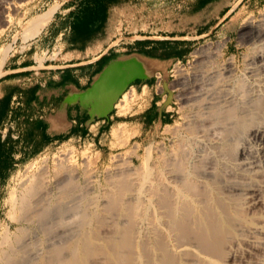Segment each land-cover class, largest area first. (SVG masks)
Instances as JSON below:
<instances>
[{"label":"rangeland","instance_id":"1","mask_svg":"<svg viewBox=\"0 0 264 264\" xmlns=\"http://www.w3.org/2000/svg\"><path fill=\"white\" fill-rule=\"evenodd\" d=\"M23 1L24 0H19V1H17V0H11V1L10 0H1L0 1V3H1L0 4V15L2 14L1 10H4V12L8 13V16L10 19V24L7 25V24L2 22V18L0 16V25H1L0 28L4 29V32L0 36V64H2L6 60V58L8 57V55L11 54V52L18 49L17 48L18 45L24 46V44L28 40H31V39H34L35 37H37L40 34V32L42 31V29L47 25L46 22L48 23L50 21L51 14H53L54 11L58 8V1L57 0H25L24 2ZM8 2L11 3L10 6H9ZM160 2L162 3L163 9L165 11V21L168 23H170L172 21V19H173L172 14L175 12H178V9L180 6L185 7L189 3L188 0H164V1L161 0ZM153 4L158 5V2L157 3L155 2ZM11 5H12V8H11ZM17 5H18V8L15 9L14 6H17ZM3 8H6L7 10L3 9ZM33 18L34 19L36 18V19L34 20ZM41 19H43L44 21L39 23V21ZM2 23H3V25H2ZM4 24H5V26H4ZM33 24L34 25L38 24V25L36 27L32 28L33 29L32 30L31 27L34 26ZM2 26H3V28H2ZM263 27H264V0L262 1L261 7L259 8V10L257 12H255L254 14L249 15L244 20L243 24L240 26L239 30L237 31V33L232 38L229 39V38L225 37V38H221V39H217V40H209V41H206V42L196 46L193 49V51L191 52V55L187 59L186 62L174 64L167 71L162 70L161 72H158L160 70L156 69V67L152 65L153 72L146 79L147 80L150 79L153 81V88H152L153 91H155L157 94L163 93V96H165V101L162 105L160 104L159 106L164 107V109L167 108L169 113H170L169 115H171L172 117L169 121H166L164 124H162L160 126V128H158L157 133L150 139V141L141 142L138 139H133V137L135 136L136 133H131L127 130L125 125H120L119 128L115 129L112 132L113 140H112V144H111L109 149H106L104 147H99L91 141H81V142L76 143V144L64 143V144L56 146L53 150H51L49 152L40 154L38 157H36L32 160L23 161V163L19 166L17 163V166L10 170L11 174L1 177V180H0V236L3 233V229L4 228L6 229L8 226H10V218L9 217H10L11 205H9L10 204L9 197L11 198L12 196H14V194L17 195L18 193H20L23 184L26 183L25 181H28L32 177L33 178H38L39 176L41 177L40 174H42L44 169H46L49 173V176H50V181H49V185H48L49 189H50V187H54L55 183L57 184V183H59L60 180H63L62 178L66 177L67 176L66 174H69L70 177L73 176L72 180H74L76 187L78 189H81L80 193H82V194L86 193L87 198H89V199L94 198L95 194L93 195L92 193L94 191L96 192V190H97V194H98L96 196V199L98 198L97 199L98 200L97 206H99V205L104 206V204H105L104 207L101 208V206H99L100 208L97 207L95 213L90 214L93 217L91 218V216H90V218H91L90 226L91 227H89V232L91 233V235H93L92 236L93 239L96 240V242L94 241V243H96L95 247L97 246L96 247L97 250L100 247L99 245H97L99 239H102L104 237H108L109 235L110 236L113 235V230H112V223H113V224H119L121 227L123 226V227H127V228H134V231L138 233L139 237H140V234L144 235L145 232L149 231V229L151 230L150 232H153V235L158 233V234H156L157 236L155 235L154 237H155V240L157 242L160 240L159 241L160 243L158 242L157 244L164 247V252H163L164 254L162 253L164 255V257L162 254H159V252L157 254H158V256L161 255V257H163V259L165 258V260H167V261L170 260L171 264H174V263L175 264H181V263H183V264H216V263L217 264H263V262H264L263 261L264 260V255H263L264 254V232L262 231V228L264 227V222H261V219L262 220L264 219V200H263L264 199V184L262 185V183H258L257 182L258 179H252V180H247V182H245V180H244L242 184H241L242 181L238 182V180H234V181H231V184L229 182L228 183L229 185L226 186V184L224 182H221L219 179L216 178V179H214V183L211 185L212 186V188H211L209 182H207L208 183L207 184L206 180L203 181V180H199V178H197L198 176L201 175V173L204 174V171H203L204 169L206 171V169L209 168V166H210L209 164H207V162H208L209 155L211 156L212 152H213L212 146L210 147L211 141L213 138L211 137L212 135L210 132H204V133H201L200 135L198 134L197 136H199V138L197 139L193 135V134H195L194 131H196V130H193V128L195 129L196 127H200V126H202L203 128L207 127L211 118H212V111L213 110L208 109V107L206 106V101H197V102L187 103L183 99L184 96L182 95V90L184 87H190L191 85L196 86L197 84L200 85V83L201 84H209V80H207V77L204 74V72L208 71L210 69H215V70L221 69V68L225 67V64L227 66V63H229L232 58H236L237 61H239L241 63V68H242L243 59L245 57L249 56V54H251V51H250L251 48L249 47L250 39L252 38V36L259 34L262 31ZM29 29H31V31H29ZM34 30H36V31H34ZM32 33L35 35H33ZM27 35H28V37H26ZM217 49H218V51H217ZM199 53L202 55H200ZM240 73L241 72L235 71V74H237L235 81L237 79H238L237 81H239V79L241 78L242 74H240ZM157 74H160L162 77V80L160 83L157 82L158 81L156 79ZM217 79L218 78H215V77L213 80L210 79L211 80L210 84L212 82H215ZM135 82H136V79L133 81H131V80L126 81V83H125L126 85L124 84L125 86L122 87L121 91L119 92L121 95H120L119 100H118L117 108L119 109L120 115H127L131 110V106L136 102L137 95L134 92V90L132 89L130 92H128L131 85H133ZM210 87L211 86H204V88H202L200 90H196V92H195V94H193V96H196L199 93L205 92V90L210 89ZM198 102L200 103V106H198V104H199ZM203 109H205V110H203ZM197 111L199 113L198 115H197ZM200 113L204 114V116L201 115ZM199 115H201V116H199ZM208 115H210V116L208 117ZM206 119H208V122L206 121ZM205 121L208 124L205 123ZM191 124H192V126H190ZM261 124H264V122H261ZM188 128H190V130ZM188 130L190 131V133ZM191 130H192V133H191ZM205 134L207 135V137ZM246 135H247V137H246ZM191 136H194V137H191ZM203 136L206 138L205 139L206 141L204 140ZM239 137L241 140H239L237 137V139L234 142H236L239 146L250 147V143H249V139H248L249 138L248 133L247 134L241 133V134H239ZM191 138H192V140H191ZM208 138H210V139H208ZM195 139L197 140V143H195L196 142ZM198 140H199V142H198ZM201 140H202V142H200ZM209 141H210V143H209ZM192 142H193V144H192ZM207 143H209V145ZM205 144H207V147H205L206 146ZM237 144H235V145H237ZM182 145L183 146L185 145L184 148L185 147L186 148L185 149L182 148V150H181L180 147H182ZM202 146H203V148H202ZM197 147H198V149H197ZM199 149H203L205 151H202ZM196 150L197 151L199 150L198 151L199 153ZM209 150H210V153L208 152ZM232 150L230 149V152L232 151L231 153L227 152L226 158H229V163L234 164V163H236V161L238 159V156H237L238 153H237L236 149H232ZM180 153H182V154L184 153V155L187 154L186 155L187 159H186V157H183V160L181 161V159H182L181 155L182 154L180 155ZM192 153H194V156H196V157H194V159H192L193 158ZM202 153H206V154H204V160H203ZM62 155H65V156H62ZM198 155H200V157L202 156V158L199 159L200 160L199 162H197L198 161L197 157L199 158ZM205 155H206V157H208V158H206L207 160L205 159ZM66 156L68 158H71L70 162H66V160H65V159H67V158H65ZM162 157H164V158H162ZM169 157H171V159ZM178 157H180V159ZM62 158L68 164H66L63 160H61ZM176 158H178V161L179 160L181 161L182 166H180L181 163L178 162ZM184 158L186 160H184ZM201 159L203 162H205V165L201 161ZM56 160L58 161V164H57ZM144 160H146V161H144ZM187 161H189V162H187ZM74 162H76V163H74ZM172 162H174V163H172ZM184 162H185V164H184ZM175 163H180V165L176 164V166H175ZM187 163H189V164H187ZM194 164H196L197 167ZM200 164H202V165L200 166ZM61 165H63V167ZM71 165H73V166H71ZM186 165H188V166H186ZM191 165L193 166V168H191ZM64 166H65V168L66 167L67 168L64 169ZM177 166H179V168H176ZM194 166L196 167L195 171L193 170L195 168ZM198 166L200 168H202V169L204 168V169L202 170V169L198 168ZM61 167L63 168V170L60 169ZM68 167H69V169H68ZM56 168H58L59 170ZM173 168H174L175 172L177 171L176 173L173 171ZM184 168L185 169L188 168L189 170L187 169L188 170L187 171ZM238 168L237 167L235 168V167H233V165L232 166L230 165V167L226 168L227 169L226 172H230V173H231V171L235 172V171H237ZM67 169L69 170V173H68V171H66ZM80 169H82V171L85 169L84 171L86 173L83 172L84 173L83 174ZM182 169H184L185 172ZM165 170L166 171L168 170V172H165ZM228 170H230V171H228ZM55 171H56V173H55ZM181 171H183V172L181 173ZM169 172H171V173H169ZM179 172H180V174H179ZM187 173H189L190 176L191 175H194V176H191L189 178V175ZM182 174H186L188 176V177L184 176V180H186V178H187V185L189 184V182L190 183L193 182V185L190 184L189 190L187 189V187H185L188 190L187 191L188 194L189 193L192 194L189 196V199H187L185 201H181L184 203L183 205L181 202H179L177 204L176 212H178L179 208L182 211L185 210L183 213H182V211L179 210V213H182V214H184L187 210V212H186L187 214L185 213L186 215L184 214V216H182V217H178L179 215L181 216L182 214L176 213V216L178 219L176 221L175 229L177 228V224L179 226L180 225L182 226V227H178V228H180V230L179 229L176 230L177 243H179V245H182V244H184V245L187 244L189 246L192 245L191 251L196 252V254L190 252V250H189L190 254L188 252H187L188 254L186 252H183V253L179 252L178 253L179 250H176L177 248L173 247V244L171 243V241L167 240V238H166L167 236H165L167 233L164 232L165 233V235H164L163 230L161 231V227H160V225H158V223L162 219L166 220L167 217H169L168 215H171L173 213L174 204L172 201V197L169 194L170 191L165 189L166 185H167V181L168 180L170 181L171 180L170 177L174 176V177H176V179H174V181H176V183H178V184L183 183L184 184V183H186V181L180 179V178H183L181 176ZM243 174L247 175V177H249V175L247 173H243ZM168 175L169 176L171 175V176L169 177ZM53 179H55V180H53ZM188 179H189V181H188ZM190 179H191V181H190ZM192 180H194V181H192ZM89 181H90V183H89ZM123 181L124 182L126 181L125 182V183H127L126 186H125V184H123L124 183ZM52 182H53V184H52ZM96 182L99 185H97ZM234 183H236V185L237 184L238 185L236 186ZM84 184H86L88 187ZM191 185L195 188L196 192L194 191V189L191 191V189H190ZM198 185H199V187H197ZM221 185H224V186H221ZM83 186H86V187H83ZM112 186L115 188H113ZM154 186H156L157 188L156 187L154 188ZM208 186H210V187L208 188ZM134 187H136V188H134ZM149 187L151 188L150 191H152V189H154L152 191L153 193H151V192L149 193ZM83 188H85V189L87 188L89 190H87V189L84 190ZM90 189L93 190V192ZM128 189L132 191V192L130 191L131 193L134 192L133 195L129 194ZM202 189L205 191H209V192H205ZM219 189L220 190L222 189L220 194H223V196L226 195V196H224L225 199H224V197L219 195ZM17 190H19V191H17ZM113 190H115V191H113ZM116 190H118V192ZM123 190H125V191H123ZM14 191H16V192H14ZM83 191H86V192H83ZM89 191L92 193H90ZM101 191L103 192V194L101 193ZM110 191H111L112 195L109 194L110 195V197H109L106 193L107 192L110 193ZM146 191H148V192H146ZM199 191L202 192V195L203 194L205 195V198H203L204 196H202L201 194H199V196H197L198 193H200ZM148 193H149V195H148ZM209 193H211V194H209ZM212 193H213V195L214 194L215 195L213 196ZM249 193L251 195L255 193L256 195H259V197L261 196L259 199V202L257 200V202L255 204H253L254 202L251 201V199L249 198V196H250ZM86 194L83 196H86ZM194 194H195V196H194ZM100 195L105 196V197H101ZM116 195H119V197H121V198L114 197ZM121 195H123V197ZM134 195H135V197H134ZM211 195H212V197H211ZM217 195H219V196H217ZM76 196L78 197L79 195H76ZM143 196H144V198H143ZM156 196H158V197H156ZM166 196H167V199H166ZM72 197L74 198L73 201L71 200V203L68 202L69 208H72L73 204H75L72 202L77 203V201H76L77 197H75L74 194L72 195ZM199 197H200V199H199ZM108 198H110L111 200ZM112 198H114V200H115V198H117L114 201L115 203L112 204V206L114 205L113 206L114 208L109 206V205H111L110 202L113 201ZM149 198H151V199H149ZM209 198H211V199H209ZM213 198H214V200H212ZM244 198H246V199H244ZM118 199L119 200L121 199V200L119 201ZM197 199L200 200L201 202L198 201ZM206 199L209 201H207ZM257 199H258V197H257ZM107 200H109L110 202L108 201L109 203H107L106 202ZM217 200H218V203L220 205L217 204V202H215ZM117 201H119V202H117ZM164 201H165V204H164ZM186 201L190 202L189 205H188V203H186ZM204 201L207 202V203H205V205L203 204ZM223 201H224L225 206L222 205V207L226 208V209L224 208L225 213H223L224 211L220 212V210H223L221 207V204L223 203ZM156 202H159L158 203L159 205ZM169 202L170 203L172 202L171 203L172 205H170ZM197 202H198V204H197ZM7 203H9V204H7ZM161 203H163V204H161ZM192 203L193 204L195 203V205H193ZM230 203H231V205H230ZM234 203H237V204H234ZM245 203H247V204H245ZM248 203H249V205H248ZM106 204H107V206H106ZM250 204H251V206H250ZM260 204L263 206H261ZM70 205H72V206H70ZM115 205H118L119 209H118V206H116L117 207V209H116ZM206 205H207L208 210H205V209H207L205 207ZM132 206H133V208H131ZM183 206H185V207H183ZM190 206L193 209H191ZM128 207L131 208V210H129ZM158 207L161 208V211L158 210ZM215 207L217 208L216 211H215ZM231 207H233V208H231ZM103 208H106V209H103ZM154 208H156V209H154ZM199 208H202V210H205L207 212L208 216L205 215V213H206L205 211H202V210L200 211ZM212 208H214V209L212 210ZM229 208L233 209V210H230ZM113 209L118 210V213H116L117 211L116 210L114 211ZM133 209L135 210V212L132 211ZM262 209H263V212H262ZM105 210H108V211L112 210L113 215H112V212L109 211L111 213V214H109L107 211L105 212ZM189 210H191L190 213H189ZM127 211H128V214H127ZM130 211L133 212V214L130 213ZM253 211L256 214L250 213ZM101 212H102V214H101ZM162 212L165 213L166 215L165 214L163 215ZM199 212H201L202 214ZM213 212H215V214L217 216ZM231 212H232V214L234 213L233 216L232 215L230 216ZM155 213H156V215H155ZM241 214H243V216ZM109 215L110 216L112 215V216L109 217ZM116 215H118V216H116ZM120 215H123V216H120ZM148 215H149V217H148ZM162 215H163V217H162ZM94 216H97V217L94 218ZM130 216H132V218ZM164 216H165V218H164ZM190 216H191V218H190ZM196 216H197V218H196ZM253 216H254V218H253ZM160 217H161V220L158 221V218H160ZM186 217L190 218L191 220L190 219L188 220V218H186ZM193 217H195L194 220H192ZM217 217L221 218V221L219 218H218L219 219L218 220ZM226 217H228V218H226ZM229 217H231L230 220H229ZM239 217L241 220L239 219ZM97 218H98V220H97ZM100 218H101V220L104 218L102 220L103 222L100 220ZM136 218H138V219H136ZM204 218H206V219H204ZM214 218H215V221H214ZM132 219H133V221H132ZM196 219L198 222H196ZM225 219L226 220L228 219L227 222H225ZM237 219L240 221H238ZM251 219H253V220H251ZM206 220H209V221L206 222ZM217 220L220 223H218ZM231 220H232V222L230 223ZM201 221L203 223L202 226H201L202 223H200ZM221 222L224 223L223 228L225 227L224 231L225 230L226 231L225 232H223V231H216L215 232V230H217V229L220 230V227L222 226ZM131 223H132V225H131ZM228 223H230V225ZM93 224H96V225H93ZM140 224H142V225H140ZM143 224H144V226H143ZM211 224H213V225L219 224L218 225L219 228L216 225H214L215 228L212 225V227H213L212 228V227H210ZM190 226H192V227H190ZM261 226H263V227H261ZM185 227H189V228H185ZM233 227H234V229H233ZM90 228H93V229H90ZM198 228H199V231L201 233L198 232ZM223 228L221 227V230ZM226 228H229L230 231L227 230ZM136 229H138V230L136 231ZM258 229H259V231H258ZM142 230L143 231L147 230V231L142 232ZM158 230H160V232ZM182 230H183V232L185 231V233H182ZM207 230H208L209 234L206 232ZM154 231H156V233ZM202 232H204V234ZM216 233L220 234V235L218 234L220 236V237L218 236L220 238V241L218 240L219 238H217L215 236ZM225 233H226V235H224ZM229 233H230L231 237H230ZM200 234H203V235H200ZM205 234H207V235L205 236ZM98 235H100V236H98ZM158 235H159L160 239L158 238ZM195 235H197V238ZM210 235H211L212 239L213 238L216 239V241L213 239L215 242L212 241V239L210 237L209 238L207 237ZM162 236H163V238H162ZM200 236L202 238L204 237L203 240ZM212 236H215V237H212ZM223 236H227V237H223ZM232 236H234V237H232ZM95 237H97V239ZM69 238H71V237H69ZM164 238L166 240H163ZM64 239L62 241H60V243L66 241L68 238L65 240ZM192 239H194V240H192ZM164 241H166V243ZM204 241H206V242H204ZM210 241L212 242V245H211ZM217 241H218V243H216ZM223 242L225 244H223ZM204 243L205 244L210 243V244L205 247ZM170 244H171V246H170ZM202 244H203V246H202ZM213 244L215 245L216 248H214ZM56 245H58L57 242H56ZM211 247H213V248H211ZM100 250H101V247H100ZM135 250L136 249H134V251H132L133 256H136V257H133L134 263H135V260H137L135 264H137V263L140 264L141 263L140 255L137 252V250L136 251ZM173 250H174V252H176V254L178 253V255H176V254L174 255L175 257L173 256V254H174ZM197 252L200 255H197ZM193 254H194V256H193ZM179 255H182V256H179ZM178 256L181 257V259ZM206 256L208 257L207 258L208 260L213 258L215 260L214 261L215 263H212L213 260L209 262L206 259ZM92 257L90 256V258L88 259V264H102L103 259H102L101 255H99V254L96 256L92 255ZM150 257H151V253H150ZM135 258H137V259H135ZM204 258L206 259V261L203 260ZM139 261H140V263H139ZM195 261H197V263ZM261 261H263V262H261ZM189 262H191V263H189Z\"/></svg>","mask_w":264,"mask_h":264},{"label":"crops","instance_id":"2","mask_svg":"<svg viewBox=\"0 0 264 264\" xmlns=\"http://www.w3.org/2000/svg\"><path fill=\"white\" fill-rule=\"evenodd\" d=\"M57 1L40 34L0 64V180L64 143L109 149L120 125L150 141L172 117L159 106L165 96L138 77L128 91L136 102L120 115L116 80L140 67L144 77L152 65L167 71L196 46L232 38L263 0H188L170 23L161 0Z\"/></svg>","mask_w":264,"mask_h":264},{"label":"bare ground","instance_id":"3","mask_svg":"<svg viewBox=\"0 0 264 264\" xmlns=\"http://www.w3.org/2000/svg\"><path fill=\"white\" fill-rule=\"evenodd\" d=\"M1 1V0H0ZM11 1V0H10ZM19 1V0H17ZM25 1V0H24ZM23 1V2H24ZM3 3V2H2ZM5 3V2H4ZM1 4V3H0ZM6 4V3H5ZM4 4V5H5ZM9 6L11 3H9ZM3 5V6H4ZM7 7V6H6ZM12 8V5H11ZM14 8H18L17 6H14ZM6 9V8H3ZM10 9V8H9ZM7 10V9H6ZM5 10V11H6ZM2 14L0 15L2 18V22L5 24H10V19L8 16L7 12H4V10H1ZM43 15V14H42ZM12 16V15H11ZM52 16V14H51ZM20 17V16H19ZM50 18V17H49ZM34 19V18H33ZM36 19V18H35ZM34 19V20H35ZM48 20V19H47ZM42 21H44L43 19H41L39 21V23H41ZM46 21V20H45ZM17 22V21H16ZM36 22V21H35ZM2 23V25H3ZM38 23V24H39ZM4 24V26H5ZM38 24L34 25L31 27L34 28L36 27ZM45 24V23H44ZM43 24V25H44ZM47 24V22H46ZM6 25V26H7ZM1 26V25H0ZM40 26V25H39ZM42 26V25H41ZM3 28V26H2ZM5 28V27H4ZM30 28V27H29ZM38 28V27H37ZM31 29H29V31H31ZM33 30V29H32ZM38 30V29H37ZM36 31V30H34ZM33 31V32H34ZM4 32V29L0 28V36L1 34ZM30 33V32H29ZM258 33V32H257ZM33 34V33H32ZM35 35V34H33ZM32 36V35H31ZM28 37V35L26 36ZM30 37V36H29ZM31 38V37H30ZM249 47L251 48V54H249V56L245 57L242 61V68H241V63L239 61H237L236 58H232L230 60L229 63H227V66L225 64V67L221 68V69H210L208 71H205L204 74L207 77V80H209V84H201L200 85H196V86H190V87H182V95L184 96V100L187 103L190 102H197V101H206V106L208 107V109H212V118L209 122L208 119H206L205 123L208 124L207 127H196L195 129L193 128L195 134H193L195 136V138H199V136H197L198 134L200 135L201 133L204 132H210L211 133V137L213 138L211 141V145L213 152L212 155H209V158L206 157L205 155V159L208 158V162L207 164H209V168L203 170L202 168H200L198 166V168L202 169L204 171V174L201 173L200 176H198L197 178H199V180H206V183L209 182L210 186L214 183V179H219L221 182H224L227 185H229L228 183L234 180H238L242 181L241 184L243 183V181L245 180V182H247V180H252V179H258L257 182L258 183H262V185L264 184V124H261V122H264V27L262 29V31L255 35L252 36V38L250 39V45ZM7 51V50H6ZM218 51V49H217ZM220 51V50H219ZM5 53V52H4ZM200 54V53H199ZM202 55V54H200ZM209 57V56H208ZM207 57V58H208ZM210 58V57H209ZM235 71L237 72H241V78L239 79V81H235L236 75ZM215 78H218L215 82H211V80H213ZM240 77V76H239ZM209 78V79H208ZM238 78V77H237ZM211 79V80H210ZM208 82V81H207ZM195 85V84H194ZM204 86H211L210 89L205 90V92L203 93H199L196 96H193V94H195L196 90H200L202 88H204ZM197 94V93H196ZM129 96V95H128ZM130 97V96H129ZM199 103V102H198ZM193 106V105H192ZM198 106H200V103L198 104ZM197 106V107H198ZM195 108V107H194ZM198 109V108H197ZM206 109V108H205ZM203 109V110H205ZM201 112V111H200ZM198 111H197V115H198ZM201 114V113H200ZM196 115V116H197ZM204 116V114H201ZM199 115V116H201ZM202 116V117H203ZM210 115H208L209 117ZM207 118V117H206ZM198 119V118H197ZM201 119V118H200ZM192 126V124L190 125ZM194 126V125H193ZM185 128V127H184ZM190 130V128H188ZM188 130V131H189ZM187 132V131H186ZM193 132V133H194ZM247 134L249 136V143H250V147H244V146H239L236 142H234L237 137L239 140V134ZM190 133V131H189ZM192 133V130H191ZM188 134V133H187ZM189 135V134H188ZM206 135V134H205ZM204 135V136H205ZM191 136V137H194ZM203 136V137H204ZM241 136V135H240ZM201 137V136H200ZM207 137V135H206ZM210 137V136H209ZM210 137V138H211ZM243 137V136H242ZM247 137V135H246ZM208 138V139H210ZM206 138L204 137V140ZM190 140V139H189ZM192 140V138H191ZM196 141V142H195ZM195 143H197V140L195 139ZM206 141V140H205ZM190 142V141H189ZM199 142V140H198ZM202 142V140L200 141ZM204 142V141H203ZM181 143V142H180ZM210 143V141H209ZM209 143H207L209 145ZM183 144V143H182ZM193 144V142H192ZM203 144V143H202ZM207 144H205L207 147ZM237 144V145H235ZM186 145V144H185ZM184 145V146H185ZM200 145V144H199ZM198 145V146H199ZM204 145V144H203ZM184 146L182 145V148H184ZM188 146V145H187ZM197 146V145H196ZM200 147V146H199ZM175 148V147H174ZM186 148V147H185ZM184 148V149H185ZM203 148V146H202ZM178 149V148H177ZM198 149V147H197ZM230 149H236L237 153H238V159L236 161V163H229V158H226L227 156V152H230ZM179 150V149H178ZM180 150V151H181ZM202 151H205L203 149H199ZM198 150V151H199ZM211 150V149H210ZM210 150L208 151L210 153ZM184 151V150H183ZM197 151V150H196ZM195 151V152H196ZM197 151V152H198ZM212 151V150H211ZM233 151V150H232ZM231 151V152H232ZM185 152V151H184ZM230 152V153H231ZM178 153V152H177ZM199 153V152H198ZM74 154V153H73ZM182 153H180L181 155ZM193 154V158L196 157ZM197 154V153H196ZM204 154L206 153H202L203 156V160H204ZM68 155V154H67ZM75 155V154H74ZM145 155V154H144ZM187 155V154H186ZM186 155H184V153L181 155L183 160V157H186ZM189 155V154H188ZM201 155V154H200ZM199 158L197 157V162H199L200 158H202V156ZM230 155V154H229ZM65 156V155H62ZM172 156V155H171ZM180 156V157H181ZM147 157V156H146ZM180 157H178L180 159ZM67 159L66 162H70L71 158H68L67 156L65 157ZM164 158V157H162ZM171 159V157H169ZM173 158V157H172ZM178 158L177 161H178ZM60 159V158H59ZM76 159V158H75ZM145 159V158H144ZM187 159V157H186ZM184 158V160H186ZM189 159V158H188ZM63 160V158L61 159ZM207 160V159H206ZM60 161V160H59ZM64 161V160H63ZM146 161V160H144ZM181 161L179 160L178 162L181 163ZM202 161V159H201ZM234 161V160H233ZM57 164L58 161L56 160ZM61 162V161H60ZM65 162V161H64ZM63 162V163H64ZM65 162V163H66ZM189 162V161H187ZM203 162V161H202ZM62 163V164H63ZM76 163V162H74ZM88 163V162H87ZM174 163V162H172ZM180 163H175L177 165H180ZM193 163V162H192ZM205 165V162H203ZM68 164V163H66ZM71 164V163H70ZM185 164V162H184ZM189 164V163H187ZM199 164V163H198ZM46 165V164H45ZM55 165V164H54ZM196 167L197 165L194 164ZM202 164H200L201 166ZM203 165V166H204ZM230 165L233 167H239L237 169V171H231L230 172H226V168L230 167ZM63 167V165H61ZM66 166V165H65ZM64 166V169H66ZM73 166V165H71ZM77 166V165H76ZM90 166V165H89ZM171 166V165H170ZM182 166V163L181 165ZM188 166V165H186ZM194 166V167H195ZM56 167V166H55ZM60 168L61 170H63V168ZM87 167V166H86ZM172 167V166H171ZM196 167L193 169L194 171L196 170ZM226 167V168H225ZM45 168V167H44ZM176 168H179V166H177ZM189 168V167H188ZM187 168V169H188ZM191 168H193V166L191 165ZM190 168V169H191ZM54 169V168H53ZM58 169V168H56ZM69 169V167H68ZM68 171L69 173V170ZM72 169V168H71ZM83 169V168H82ZM82 169H80L82 171ZM88 169V168H87ZM168 169V168H167ZM172 169V168H171ZM181 169V168H180ZM185 169V168H184ZM182 169L184 172L187 169ZM218 169V170H217ZM231 169V168H230ZM59 170V169H58ZM85 170V169H84ZM82 171L85 172V171ZM89 170V169H88ZM164 170V169H163ZM169 170V169H168ZM168 170L165 172H168ZM189 170V169H188ZM187 170V171H188ZM234 170V169H233ZM172 171V170H171ZM173 171L175 172L174 168ZM180 171V170H179ZM181 171V173L183 172ZM186 171V172H187ZM200 171V170H199ZM230 171V170H228ZM91 172V171H90ZM177 172V171H176ZM175 172V173H176ZM192 172V171H191ZM27 173V172H26ZM56 173V171H55ZM54 173V174H55ZM58 173V172H57ZM86 173V172H85ZM88 173V172H87ZM161 173V172H160ZM171 173V172H169ZM243 173H247L249 175V177H247V175H244ZM59 174V173H58ZM84 174V173H83ZM89 174V173H88ZM167 174V173H166ZM180 174V172H179ZM189 175V173H187ZM41 177L39 176L38 178H31L28 181H25L26 183L23 184L22 189L20 191V193H18L17 195L14 194V196H12L10 199V204L11 205V209H10V226H8L6 229H3V233L0 236V264H88V259L90 258V256L92 257V255H101L103 262L102 264H135L137 260H135L134 263V258L136 256H133L132 251H134V249L137 250V252L140 255L141 258V263L139 261L140 264H171L170 260H165L164 257V247L161 245H158L157 243L160 241H156L155 240V235L158 234L156 233V231H154L156 234L153 235V232H150L151 230L149 229L148 232H145L142 230V232H145V234H140V237L138 236V233L134 231V228H127V227H121L119 224H113L112 223V230H113V235H109L108 237H104L102 239L98 240V244L101 247H99V251L96 249L94 241L96 242L95 239H93V235H91V233L89 232V227L90 223H91V218L93 216H91L90 214H93L96 212L97 207L100 208L99 206L104 207L102 205L97 206V199L96 196L97 194V190L96 192L93 190H91L93 195L95 194V199L94 198H87V194L86 196H83L85 194L80 193L81 189H78L76 187V184L74 183V180H72L73 176L70 177L69 174H66L67 176L62 178L63 180H60L59 183H55L54 187H48L49 185V181H50V176L49 173L46 169H44V171L42 172V174H40ZM56 175V174H55ZM81 175V174H80ZM162 175V174H161ZM204 175V176H203ZM23 176V175H22ZM53 176V175H52ZM64 176V175H63ZM62 176V177H63ZM82 176V175H81ZM133 176V175H132ZM160 176V175H159ZM165 176V175H164ZM169 176V175H168ZM171 176V175H170ZM169 176V177H170ZM177 176V175H176ZM183 178H180L182 180H184V176H187L186 174H182L181 175ZM194 176V175H191ZM189 175V178L191 177ZM24 177V176H23ZM29 177V176H28ZM36 177V176H35ZM83 177V176H82ZM81 177V178H82ZM92 177V176H91ZM188 177V176H187ZM206 177V178H205ZM78 178V177H77ZM85 178V177H84ZM171 180L167 181V185L166 188L167 190L170 191V195L172 197V201H173V213L171 215H168L169 217H167L166 220L162 219L161 217L158 218V221L161 220L158 225H160L161 227V231L163 230V234L165 235V233H167L165 236H167V240H170L171 243L173 244V247L177 248L176 250H179L178 253H183V252H188L190 254L191 249H192V245H179V243H177V237H176V230L180 228L178 227H182L181 225L179 226L177 224V228L175 229V225H176V221H177V216L176 213H179V210L182 211L180 208L178 210V212H176L177 209V204L181 201H185L187 199H189V196L192 194H188V190H189V186L190 184L193 185V182H189V184L187 185V178L186 183H182V184H178L176 183V181H174V179H176V177H170ZM196 178V177H195ZM57 179V178H56ZM83 179V178H82ZM178 179V178H177ZM55 180V179H53ZM52 180V181H53ZM195 180V179H194ZM192 180V181H194ZM57 181V180H56ZM137 181V180H136ZM141 181V180H140ZM189 181V179H188ZM191 181V179H190ZM118 182V181H117ZM116 182V183H117ZM124 182V181H123ZM126 182V181H125ZM123 183L126 184L127 183ZM129 182V181H128ZM145 182V181H144ZM237 182V181H236ZM79 183V182H78ZM90 183V181H89ZM97 183V182H96ZM195 183V182H194ZM200 183V182H199ZM216 183V182H215ZM223 183V184H224ZM51 184V183H50ZM53 184V182H52ZM82 184V183H81ZM92 184V183H91ZM90 184V185H91ZM119 184V183H118ZM143 184V183H142ZM208 184V183H207ZM236 185V183H234ZM249 184V183H248ZM19 185V184H18ZM86 185V184H84ZM97 185H99L97 183ZM117 185V184H116ZM137 185V184H136ZM150 185V184H149ZM158 185V184H157ZM191 185L190 189L191 191L195 188ZM203 185V184H202ZM238 185V184H237ZM236 185V186H237ZM51 186V185H50ZM87 186V185H86ZM83 186V187H86ZM119 186V185H118ZM208 186V188L210 187ZM219 186V185H218ZM224 186V185H221ZM225 186V187H226ZM234 186V185H233ZM88 187V186H87ZM113 187V186H112ZM122 187V186H121ZM140 187V186H139ZM156 186H154L155 188ZM187 187V189L185 188ZM199 187V185L197 186ZM220 187V186H219ZM93 188V187H92ZM102 188V187H101ZM115 188V187H113ZM136 188V187H134ZM157 188V187H156ZM162 188V187H161ZM163 188V189H164ZM212 188V186H211ZM84 190H86L85 188H83ZM98 189V188H97ZM108 189V188H107ZM164 189V190H165ZM199 189V188H198ZM89 190V189H87ZM151 188L149 187V193H153L152 191L154 189H152V191H150ZM197 190V189H196ZM201 190V189H200ZM203 190V189H202ZM207 190V189H206ZM216 190V189H215ZM222 190V189H221ZM221 190L219 189V195H221L222 197L226 196L223 194H220ZM19 191V190H17ZM104 191V190H103ZM115 191V190H113ZM118 192V190H116ZM125 191V190H123ZM129 194L132 191L129 190ZM131 191V192H130ZM205 191V190H203ZM217 191V190H216ZM227 191V190H226ZM16 192V191H14ZM86 192V191H83ZM88 192V191H87ZM148 192V191H146ZM190 192V191H189ZM196 192V191H195ZM194 192V193H195ZM200 192V191H199ZM205 192H209V191H205ZM204 192V193H205ZM101 193L103 194V192L101 191ZM105 193V192H104ZM115 193V192H114ZM121 193V192H120ZM119 193V194H120ZM148 193V195H149ZM217 193V192H216ZM230 193V192H229ZM232 193V192H231ZM74 194L75 197H77L76 195H79L77 197V203L76 202H72L75 203L73 204L72 208L68 207V202L71 203V200L73 201V197L72 195ZM82 194V195H81ZM109 197L110 195H112L111 191L110 193L107 192L106 193ZM110 194V195H109ZM123 194V193H122ZM126 194V193H125ZM155 194V193H154ZM165 194V193H164ZM167 194V193H166ZM196 194V193H195ZM194 194V196H195ZM199 194L202 195V192L198 193L197 196H199ZM206 194V193H205ZM211 194V193H209ZM250 194V193H249ZM153 195V194H152ZM156 195V194H155ZM161 195V194H160ZM213 195V193H212ZM211 195V197H212ZM215 195V194H214ZM213 195V196H214ZM217 195V196H219ZM261 195V194H260ZM101 196V195H100ZM123 197V195H121ZM154 196V195H153ZM159 196V195H158ZM156 196V197H158ZM202 196H204L203 198H205V195L203 194ZM216 196V197H217ZM91 197V196H90ZM101 197H105V196H101ZM107 197V196H106ZM114 197H119V195H116ZM135 197V195H134ZM193 197V196H192ZM191 197V198H192ZM230 197V196H229ZM236 197V196H235ZM245 197V196H244ZM248 197V196H247ZM246 197V198H247ZM258 197V199H257ZM261 197V196H260ZM259 195L254 194H250L249 198L251 199V201H253L255 204L259 199H260ZM144 198V196H143ZM148 198V197H147ZM153 198V197H152ZM208 198V197H207ZM215 198V197H214ZM214 198L212 200H214ZM219 198V197H218ZM221 198V197H220ZM244 198V199H246ZM107 199V198H106ZM110 199V198H108ZM113 201L110 202L109 200H107L106 202L109 203L111 205L112 208H114L112 206V204H114L115 200L117 198H112ZM139 199V198H138ZM151 199V198H149ZM159 199V198H158ZM167 199V196H166ZM200 199V197H199ZM202 199V198H201ZM211 199V198H209ZM216 199V198H215ZM225 199V197H224ZM227 199V198H226ZM230 199V198H229ZM111 200V199H110ZM119 200V199H118ZM121 200V199H120ZM119 200V201H120ZM128 200V199H127ZM171 200V199H170ZM191 200V199H190ZM198 200V199H197ZM196 200V201H197ZM203 200V199H202ZM207 200V199H206ZM220 200V199H219ZM237 200V199H236ZM264 200V199H263ZM75 201V200H74ZM109 201V202H108ZM117 201V202H119ZM131 201V200H130ZM161 201V200H160ZM159 201V202H160ZM168 201V200H167ZM200 201V200H198ZM209 201V200H207ZM250 201V200H249ZM250 201V202H251ZM261 201V200H260ZM124 202V201H123ZM122 202V203H123ZM159 202H156L157 204ZM201 202V201H200ZM218 203V200L215 201ZM99 203V202H98ZM150 203V202H149ZM172 203V202H171ZM170 202L169 204L172 205ZM182 205L184 204L183 202H181ZM186 203H189L188 201H186ZM204 201V205H205ZM226 203V202H225ZM240 203V202H239ZM238 203V204H239ZM153 204V203H152ZM163 204V203H161ZM165 204V201H164ZM168 204V203H167ZM193 204V203H192ZM198 204V202H197ZM202 204V205H203ZM212 204V203H211ZM237 204V203H234ZM241 204V203H240ZM247 204V203H245ZM123 205V204H122ZM125 205V204H124ZM137 205V204H136ZM139 205V204H138ZM151 205V204H150ZM159 205V204H158ZM195 205V203L193 204ZM201 205V206H202ZM209 205V204H208ZM213 205V204H212ZM220 205V204H219ZM225 206L224 201L221 204ZM231 205V203H230ZM233 205V204H232ZM249 205V203H248ZM261 205V204H260ZM8 206V205H7ZM72 206V205H70ZM107 206V204H106ZM108 206V207H109ZM118 205H115V208L117 209ZM127 206V205H126ZM125 206V207H126ZM161 206V205H160ZM228 206V205H227ZM234 206V205H233ZM247 206V205H246ZM251 206V204H250ZM253 206V205H252ZM257 206V205H256ZM259 206V205H258ZM263 206V205H261ZM137 207V206H136ZM141 207V206H140ZM155 207V206H154ZM185 207V206H183ZM191 207V206H190ZM195 207V206H194ZM207 208V205L205 206ZM220 207V206H219ZM10 208V207H9ZM133 208V206L131 207ZM131 208L128 207L129 210H131ZM138 208V207H137ZM188 208V207H187ZM198 208V207H197ZM210 208V207H209ZM225 208V207H224ZM224 208L222 207L224 211ZM233 208V207H231ZM247 208V207H246ZM257 208V207H256ZM262 208V207H261ZM106 209V208H103ZM108 209V208H107ZM110 209V208H109ZM116 209H113L114 211ZM119 209V206H118ZM125 209V208H124ZM136 209V208H135ZM139 209V208H138ZM156 209V208H154ZM190 209V208H189ZM191 209H193L191 207ZM196 209V208H195ZM200 211L202 210V208H199ZM214 208H212L213 210ZM216 207H215V211H216ZM219 209V208H218ZM221 209V208H220ZM226 209V208H225ZM230 209V208H229ZM255 209V208H254ZM158 210L161 211V208L158 207ZM205 210H208L205 209ZM202 210V211H205ZM211 210V209H210ZM233 210V209H230ZM248 210V209H247ZM246 210V211H247ZM260 210V209H259ZM91 211V212H90ZM100 211V210H99ZM103 211V210H102ZM108 212L109 214H111L110 212H112V210L109 212L108 210H105V212ZM118 213V210H116ZM125 211V210H124ZM132 211L135 212V210L133 209ZM137 211V210H136ZM172 211V210H171ZM185 211V210H184ZM182 211V213L184 212ZM191 210H189L190 213ZM195 211V210H194ZM199 211V210H198ZM241 211V210H240ZM122 212V211H121ZM144 212V211H143ZM187 212V210H186ZM185 212V213H186ZM206 212V211H205ZM212 212V211H211ZM228 212V211H227ZM238 212V211H237ZM258 212V211H257ZM263 212V209H262ZM123 213V212H122ZM130 213L133 214V212L130 211ZM137 213V212H136ZM140 213V212H139ZM171 213V212H170ZM179 213V214H182ZM184 213V214H185ZM188 213V214H189ZM201 213V212H199ZM204 213V212H203ZM215 214V212H213ZM225 213V211L223 212ZM252 214H256L253 212H250ZM261 213V212H260ZM102 214V212H101ZM120 214V213H119ZM128 214V211H127ZM142 214V213H141ZM162 214L164 215L165 213L162 212ZM184 214H182L181 216L179 215L178 217H182L184 216ZM187 214V213H186ZM185 214V215H186ZM197 214V213H196ZM202 214V213H201ZM212 214V213H211ZM220 214V213H219ZM227 214V213H226ZM225 214V215H226ZM234 214V213H233ZM232 212L230 214V216L232 215ZM239 214V213H238ZM244 214V213H243ZM243 214H241L243 216ZM107 215V214H106ZM113 215V212H112ZM111 215V216H112ZM124 215V214H123ZM120 215V216H123ZM144 215V214H143ZM142 215V216H143ZM156 215V213H155ZM162 215V217H163ZM166 215V214H165ZM178 215V214H177ZM205 215H207V212L205 213ZM204 215V216H205ZM216 215V214H215ZM221 215V214H220ZM91 216V218H90ZM98 216V215H97ZM97 216H94L97 217ZM109 215V217H111ZM118 216V215H116ZM159 216V215H158ZM161 216V215H160ZM201 216V215H200ZM199 216V217H200ZM208 216V215H207ZM210 216V215H209ZM217 216V215H216ZM228 216V215H227ZM132 218V216H130ZM149 217V215H148ZM203 217V216H202ZM206 217V216H205ZM220 217V216H219ZM217 217V219L219 218ZM223 217V216H222ZM165 218V216H164ZM184 218V217H183ZM188 218V217H186ZM191 218V216H190ZM188 218V220L190 219ZM195 217L192 218V220H194ZM197 218V216H196ZM207 218V217H206ZM204 218V219H206ZM228 218V217H226ZM231 217H229L230 220ZM233 218V217H232ZM254 218V216H253ZM263 218V217H262ZM104 219V218H103ZM102 219V220H103ZM115 219V218H114ZM138 219V218H136ZM203 219V220H204ZM221 221V218H219ZM218 219V220H219ZM235 219V218H234ZM240 219V217H239ZM261 219V218H260ZM8 220V219H7ZM98 220V218H97ZM101 220V218H100ZM101 220V221H102ZM107 220V219H106ZM191 220V219H190ZM217 220V222H218ZM228 220V219H227ZM227 220L225 219V222H227ZM238 220V219H237ZM241 220V219H240ZM238 220V221H240ZM253 220V219H251ZM109 221V220H108ZM131 221V220H130ZM133 221V219H132ZM183 221V220H182ZM185 221V220H184ZM187 221V220H186ZM209 220H206V222ZM215 221V218H214ZM243 221V220H242ZM248 221V220H247ZM103 222V221H102ZM106 222V221H105ZM136 222V221H135ZM179 222V221H178ZM177 222V223H178ZM196 222L197 219H196ZM232 222V220L230 221V223ZM235 222V221H234ZM255 222V221H254ZM261 222H264V219H261ZM111 223V222H110ZM188 223V222H187ZM190 223V222H189ZM193 223V222H192ZM191 223V224H192ZM202 223V221L200 222ZM212 223V222H211ZM220 223V222H218ZM222 223V222H221ZM230 223H228L230 225ZM185 224V223H184ZM223 224L222 223V228H223ZM92 225V224H91ZM96 225V224H93ZM132 225V223H131ZM130 225V226H131ZM142 225V224H140ZM193 225V224H192ZM197 225V224H196ZM203 225V223L201 224V226ZM213 224H211L210 227H212ZM216 226H218L219 224H214ZM213 225V226H214ZM234 225V224H233ZM263 225V224H262ZM144 226V224H143ZM199 226V225H198ZM97 227V226H96ZM111 227V226H110ZM155 227V226H154ZM192 227V226H190ZM196 227V226H195ZM207 227V226H206ZM215 230L216 231H224V228L221 230ZM237 227V226H236ZM244 227V226H243ZM263 227V226H261ZM95 228V227H94ZM139 228V227H138ZM152 228V227H151ZM185 228H189V227H185ZM204 228V227H203ZM213 228V227H212ZM215 228V226H214ZM219 228V226H218ZM238 228V227H237ZM93 229V228H90ZM145 229V228H144ZM157 229V228H156ZM205 229V228H204ZM203 229V230H204ZM208 229V228H207ZM227 230L230 231L229 228H226ZM234 229V227H233ZM138 229H136L137 231ZM140 231V230H139ZM160 232V230H158ZM157 231V232H158ZM202 231V230H201ZM213 231V230H212ZM235 231V230H234ZM259 231V229H258ZM262 231L264 232V227L262 228ZM165 232V233H164ZM178 232V231H177ZM193 232V231H192ZM198 232L199 228H198ZM208 233V230L206 231ZM214 232V231H213ZM228 232V231H227ZM182 233H185V231ZM201 233V232H200ZM204 234V232H202ZM220 233V232H219ZM218 233V234H219ZM74 234V235H73ZM187 234V233H186ZM185 234V235H186ZM200 234V235H203ZM209 234V233H208ZM215 234V233H214ZM216 233V237L219 238L220 234L218 235ZM73 235V236H72ZM160 235V234H159ZM158 235V238H159ZM184 235V234H183ZM199 235V234H198ZM207 234H205L206 236ZM212 235V234H211ZM210 236H207L208 238ZM226 235V233L224 234ZM230 235V233H229ZM96 236V235H95ZM100 236V235H98ZM105 236V235H104ZM157 236V235H156ZM197 238V235H195ZM212 236V237H215ZM219 236V237H218ZM222 236V235H221ZM71 237V238H69ZM184 237V236H183ZM201 237V236H200ZM206 237V238H207ZM223 237H227V236H223ZM231 237V235H230ZM234 237V236H232ZM67 239L66 241L60 243V241H62L63 239ZM97 239V237H95ZM157 238V237H156ZM163 238V236H162ZM199 238V237H198ZM202 238V237H201ZM204 238V237H203ZM202 238V240H203ZM205 238V239H206ZM64 239V240H65ZM160 239V238H159ZM187 239V238H186ZM200 239V238H199ZM212 239V238H211ZM215 241L216 239L213 238ZM212 239V241H214ZM223 239V238H222ZM227 239V238H226ZM225 239V240H226ZM158 240V239H157ZM163 240H166L165 238ZM194 240V239H192ZM208 240V239H207ZM220 241V238L218 239ZM156 241V242H155ZM169 241V242H170ZM189 241V240H188ZM214 241V242H215ZM56 242L58 243V245H56ZM166 243V241H164ZM168 242V241H167ZM187 242V241H186ZM193 242V241H192ZM199 242V241H198ZM206 242V241H204ZM211 242V241H210ZM222 242V241H221ZM225 242V241H224ZM223 242V244H225ZM160 243V242H159ZM191 243V242H190ZM218 243V241L216 242ZM220 243V242H219ZM227 243V242H226ZM235 243V242H234ZM195 244V243H194ZM200 244V243H199ZM205 244V243H204ZM210 244V243H209ZM208 243L205 244L204 246L206 247L207 245H209ZM221 244V243H220ZM212 245V242H211ZM171 246V244H170ZM203 246V244H202ZM214 248L215 245L213 244ZM218 246V245H217ZM224 246V245H223ZM208 248V247H207ZM213 248V247H211ZM219 248V247H218ZM256 248V247H255ZM263 248V247H262ZM174 249V248H173ZM204 249V248H203ZM210 249V248H209ZM221 249V248H220ZM219 249V250H220ZM227 249V248H226ZM135 250V251H136ZM190 250V252H189ZM198 250V249H197ZM201 250V249H200ZM199 250V251H200ZM256 250V249H255ZM194 251V250H193ZM162 254L163 257H161V255L158 256V253ZM219 252V251H218ZM262 252V251H261ZM134 253V252H133ZM150 253H151V257H150ZM166 253V252H165ZM173 256L176 254V252H174L173 250ZM178 253L176 255H178ZM187 253V254H188ZM195 253L196 252H192ZM191 253V254H192ZM203 253V252H202ZM216 253V252H215ZM185 254V253H184ZM183 254V255H184ZM221 254V253H220ZM197 255L198 254L197 252ZM196 255V256H197ZM204 255V254H203ZM261 255V254H260ZM264 255V254H263ZM182 256V255H179ZM178 256V257H179ZM190 256V255H189ZM194 256V254H193ZM195 256V257H196ZM205 256V255H204ZM220 256V255H219ZM138 257V256H137ZM170 257V256H169ZM175 257V256H174ZM93 258V257H92ZM91 258V259H92ZM181 259V257H179ZM185 258V257H184ZM200 258V257H199ZM203 258V257H202ZM208 257L206 256V259ZM258 258V257H257ZM137 259V258H135ZM206 259L204 258L203 260L206 261ZM140 260V259H139ZM208 260V259H207ZM213 260V261H212ZM258 260V259H257ZM261 260V259H260ZM193 261V260H192ZM191 261V262H192ZM209 262L212 261V263H215L214 259H209ZM264 261V260H263ZM261 261V262H263ZM96 262V261H95ZM189 262V263H191ZM197 263V261H195ZM138 264V263H137ZM175 264V263H174ZM183 264V263H181ZM217 264V263H216ZM264 264V262H263Z\"/></svg>","mask_w":264,"mask_h":264},{"label":"water","instance_id":"4","mask_svg":"<svg viewBox=\"0 0 264 264\" xmlns=\"http://www.w3.org/2000/svg\"><path fill=\"white\" fill-rule=\"evenodd\" d=\"M142 67L138 68V69H134V70H129V72L124 76L122 77H119L117 80H116V87H114L112 90H113V95H117V94H120L119 92L121 91V88L124 87L126 84V81H129L130 80V77L132 75H134V79H131V81L135 80L136 78L140 77V78H144L146 79L148 76L144 77V76H141L139 74H137V71H139ZM150 76V75H149ZM125 84V85H124Z\"/></svg>","mask_w":264,"mask_h":264},{"label":"built area","instance_id":"5","mask_svg":"<svg viewBox=\"0 0 264 264\" xmlns=\"http://www.w3.org/2000/svg\"><path fill=\"white\" fill-rule=\"evenodd\" d=\"M156 79L158 80L157 82H158V83H160V82H161V80H162V77H161V75H160V74H157V76H156Z\"/></svg>","mask_w":264,"mask_h":264}]
</instances>
